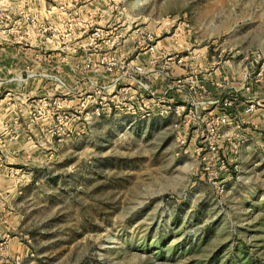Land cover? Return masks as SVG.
I'll list each match as a JSON object with an SVG mask.
<instances>
[{
	"label": "rangeland",
	"instance_id": "1",
	"mask_svg": "<svg viewBox=\"0 0 264 264\" xmlns=\"http://www.w3.org/2000/svg\"><path fill=\"white\" fill-rule=\"evenodd\" d=\"M15 2L0 0V41L25 57L14 79L0 74V98L17 107L11 153L0 158L15 173L7 184L17 187L13 217L0 223V264H264V124L247 118L264 103V0ZM81 10L91 29L84 52L94 58L68 80L63 64L82 18L62 15L60 31L54 22ZM132 33L139 49L160 47L154 68L164 95L206 89L219 96L213 86L235 92L238 103L259 100L253 112H236L219 138L228 172L203 169V125L185 118L189 108H172L170 127L141 135L124 124V110L159 112L138 98L130 77L136 65L148 67L122 49ZM47 41L60 47H31ZM11 82L13 94L5 95Z\"/></svg>",
	"mask_w": 264,
	"mask_h": 264
},
{
	"label": "crops",
	"instance_id": "2",
	"mask_svg": "<svg viewBox=\"0 0 264 264\" xmlns=\"http://www.w3.org/2000/svg\"><path fill=\"white\" fill-rule=\"evenodd\" d=\"M16 1V2H15ZM20 1H22V4L25 3V1L29 0H10L11 4L17 3L20 5ZM28 3V2H27ZM21 4V5H22ZM37 13L38 17L40 19L45 20L44 16L46 15L45 12H42V10L38 11ZM70 12L65 13L61 12L59 15H56L58 18L54 23L57 25V28L59 30V26L63 30V26L60 24V19L62 15H72L76 14L79 15L82 18V22H79V24L76 27V33L73 42L71 43V50L70 54L67 58V62L63 64V70L62 75H65L64 77L68 80H76L78 78V73L74 69L75 66L79 68V65L81 63L85 64L88 59L92 57L94 58V53L90 56L85 55L84 47L88 44L89 41V31L91 30L89 28L90 22L88 24V18H89V12L78 11V12ZM72 13V14H71ZM91 13V12H90ZM64 17V16H63ZM60 25H59V24ZM5 31L11 32V30L5 29ZM60 31V30H59ZM7 36V35H6ZM43 46H41L38 42L36 45H31L34 49L42 51V49L46 48H52L57 50L60 45L56 41H47L45 42ZM142 43L141 37H137L136 34L130 36L124 41V45L122 46L123 50H126L128 53L135 55V60H132L134 63H139L141 65H148L146 67V77L152 81L151 84L156 86L154 89L146 91L142 88H139L135 85L136 92L138 98H140L142 101L147 99L149 102L157 101L154 105V103H151L152 106H156L158 113H154L155 116L153 117H143L140 116L138 113H133L131 110H124V124H128V127L130 128H136V134L141 135V131L145 129H151V128H168L173 123V120H175V114L174 109L176 106H180L181 108L183 106L188 107L191 101V96L187 92H183V90H172L168 95H164L162 90V87H164V79L162 78L161 74L158 70H155V66L158 63L159 59V50L160 47L156 46V49H144L140 48V44ZM18 46H14L12 41L11 43L7 42L3 43V41H0V49H4V51L0 54H4V56H0V74L2 77L6 78L7 81L14 79V75H19L16 71H18V68L15 67L16 65H21L25 63V57H22V55H19V52H14V49ZM139 49V51H138ZM72 52V53H71ZM84 52V54H83ZM42 58L45 59V56L42 55ZM174 66V65H173ZM174 68L177 69V74H183L184 68H178V66H174ZM16 72V73H15ZM207 76V75H206ZM204 77L208 80L212 79L213 75L210 77ZM9 77V78H8ZM8 78V79H7ZM9 84V85H8ZM13 83H7L3 92H5V95L13 94L12 85ZM1 88V87H0ZM160 88V89H159ZM212 93L214 95H220L222 93V90L220 89H214L212 86ZM160 90V91H159ZM162 90V91H161ZM160 92V93H158ZM165 92V91H164ZM261 97H263L262 101H264V87H260L258 92ZM2 96V95H0ZM158 96V97H157ZM163 96L161 99L160 97ZM157 100H156V99ZM5 100H7V97L5 96L4 99L0 98V158H8L7 155L11 153L9 146H7V137H8V129L10 127H13L17 123V119L15 118L17 115V107L14 104H10L11 106L6 105ZM160 103H163V106H167L170 109L169 111L162 110L159 108ZM247 105L246 96L242 98V100L236 104V107L234 108L233 112L243 111ZM259 110L255 111L252 114L247 115L248 120H251V123L254 125L264 124V103L261 106ZM132 112V113H131ZM201 112L206 116L212 115V113H216V109H202ZM130 114V115H128ZM128 115V116H127ZM184 116L186 118L187 112L184 113ZM201 127V126H200ZM248 130V129H247ZM18 163V162H17ZM13 167H7L4 164H0V223H5L7 221H10V218L12 219L13 214L9 211L11 209V201H9L10 194L12 191L16 192V186H12L11 184H7L6 179L9 178V175H14L12 171ZM8 180V179H7ZM17 182V179H13ZM9 181V180H8ZM14 182V183H16Z\"/></svg>",
	"mask_w": 264,
	"mask_h": 264
},
{
	"label": "built area",
	"instance_id": "3",
	"mask_svg": "<svg viewBox=\"0 0 264 264\" xmlns=\"http://www.w3.org/2000/svg\"><path fill=\"white\" fill-rule=\"evenodd\" d=\"M148 40L153 41L154 37L150 35L148 37ZM150 47L151 49H153L152 46ZM144 72V67L136 65L133 72H131L130 77L137 87L149 91L150 85L142 77ZM260 75L261 73L258 74V76ZM256 80L259 81L258 78ZM177 82L181 83L182 80L178 79ZM215 85L218 88L225 87V83L220 81H216ZM246 90L251 94V89L249 86H247ZM166 93L167 91H165V94ZM230 94L231 95L221 94L219 96H211L206 89H202L199 91L197 89H194L193 93L191 94L190 104L188 105V107H182L183 110L189 108L187 113L189 115L197 116L202 122L203 126L199 128L201 137L203 138V145L201 149L204 151L201 154V159L203 162V169L209 175L217 176L219 173L218 170L224 172L229 171V164L220 155L219 138H221L225 127L230 125L231 119L235 115V112H233V110L239 100V97L235 92H232ZM257 105H259V100L255 96L250 95L247 98L245 112H253L256 109ZM176 108L180 109L181 107L176 106ZM202 109H216L217 112L214 114L212 113V115L206 117L201 112ZM215 165L219 169H217Z\"/></svg>",
	"mask_w": 264,
	"mask_h": 264
}]
</instances>
